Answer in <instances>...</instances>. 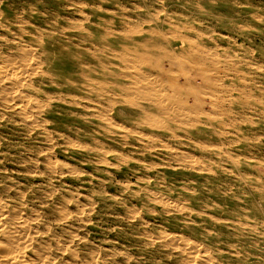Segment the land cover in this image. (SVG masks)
I'll list each match as a JSON object with an SVG mask.
<instances>
[{"label":"rangeland","instance_id":"obj_1","mask_svg":"<svg viewBox=\"0 0 264 264\" xmlns=\"http://www.w3.org/2000/svg\"><path fill=\"white\" fill-rule=\"evenodd\" d=\"M0 48V261L264 264V0H0ZM107 48L197 63L202 113L140 123Z\"/></svg>","mask_w":264,"mask_h":264},{"label":"bare ground","instance_id":"obj_2","mask_svg":"<svg viewBox=\"0 0 264 264\" xmlns=\"http://www.w3.org/2000/svg\"><path fill=\"white\" fill-rule=\"evenodd\" d=\"M45 1V0H44ZM93 1V0H92ZM241 2V1H240ZM79 3V2H78ZM78 7V6H77ZM8 8V7H7ZM98 8V7H97ZM157 13V12H156ZM12 14V13H11ZM184 14V13H183ZM217 15V14H216ZM263 16V15H262ZM96 21V20H95ZM155 22V24H157V26L159 27L158 30H151L148 28V30H140V31H134L132 32L133 35L136 36H140V35H146V36H156L159 37L160 39L164 40V41H169V38L171 37L172 39L175 38L174 36L176 35L177 32H173L172 29L164 32V30H162L161 28L164 26H171L172 27V22L170 21V19L166 18V19H161V20H148L146 23H152ZM95 23V22H94ZM256 24V23H255ZM128 26V25H127ZM184 26V25H183ZM121 27V26H120ZM130 27V26H129ZM236 27V26H235ZM130 29V28H129ZM32 30V29H31ZM127 30V29H126ZM184 30V29H182ZM220 30V29H219ZM122 31V30H121ZM120 31V32H121ZM128 31V30H127ZM232 31V30H231ZM252 31V30H251ZM129 32V31H128ZM123 33V32H122ZM85 34V33H84ZM99 34V33H98ZM124 34V33H123ZM122 34V35H123ZM127 34V33H126ZM9 35V34H8ZM129 35V34H128ZM200 36V35H199ZM24 38V37H23ZM178 38V37H177ZM139 39V38H138ZM35 40V39H34ZM55 40V39H54ZM75 40V39H74ZM96 40V39H95ZM123 40V39H122ZM161 40V41H162ZM171 40V39H170ZM49 41V40H48ZM53 41V40H52ZM86 41V39H85ZM98 41V40H97ZM96 41V43H97ZM125 41V40H124ZM144 41V40H143ZM190 41V40H189ZM88 42V41H87ZM45 43V42H44ZM93 43V41H92ZM113 43V42H112ZM131 43V42H130ZM136 43V42H135ZM69 44V43H68ZM159 44V43H158ZM178 44H181V41L179 39H177V41L175 43H169V46L171 48H175L176 45L178 46ZM83 45V44H82ZM86 45V44H85ZM148 45V44H147ZM216 45V44H215ZM214 45V46H215ZM78 46V45H77ZM88 46V45H87ZM168 46V47H169ZM181 46V45H180ZM183 46V45H182ZM19 47V46H18ZM58 47V46H56ZM60 47V46H59ZM122 47V46H121ZM124 47V46H123ZM93 48V47H91ZM197 48V47H196ZM1 49V48H0ZM87 49V48H86ZM96 49V48H94ZM125 49V48H124ZM92 50V49H91ZM90 49L84 50L87 51L86 54L90 57H92L94 60H96L98 62V64H100V66L102 65V61L99 57H97ZM123 50V49H122ZM121 50V51H122ZM133 50V48H132ZM189 50V49H188ZM221 50V49H220ZM83 52V51H82ZM80 52V53H82ZM188 52V51H187ZM209 52V51H208ZM212 52V51H211ZM51 53V52H50ZM134 54V52H132ZM131 53V54H132ZM142 53V52H141ZM157 53V52H156ZM219 53V52H218ZM69 54V53H68ZM202 54V53H201ZM200 54V55H201ZM209 54V53H208ZM156 55V54H155ZM264 55V54H263ZM67 56V55H66ZM105 56L107 57H115L116 59H118L119 61L122 62L123 66L118 67L119 69V73L123 74V75H115V74H111L110 77L113 76V78L115 80H119L118 78H123L125 76L126 77H131V82H129V84H115L113 83L112 87L114 89V87L117 90L118 95H116L115 97L118 99L117 101L119 102V104L124 105V104H128L130 105L131 102L129 103L128 100H130L129 98H127L129 95V93L133 94L134 99L133 100H137V102L135 103V105H133L134 110L138 111V118L137 120L140 121H144L145 125L147 124L150 128H157L159 129V125L157 124V116L158 114H162L165 117H170V116H174V117H180V116H190L192 114H196V113H202V110L200 109V107L198 106V101H194V97L196 96V94L199 93V91L195 88V86L197 85V79L196 81H194L192 79V77L194 76L193 74V70L195 69V66H198L197 63L192 62L191 60H189V58H187L185 55L180 54V53H175L173 51H164L162 56L164 57V59L173 65V67L175 66L176 69L171 68V65H166V67L163 68H158L156 65H154L153 63V58L144 56V57H140V58H129L128 56H131L130 54H120L116 51V53H114L112 51V49L107 48L106 49V54ZM213 56V54H212ZM225 56V55H224ZM191 57V56H190ZM210 57V56H209ZM217 57V56H216ZM227 57V56H226ZM20 58V57H19ZM219 58V57H218ZM8 59V58H7ZM53 59V58H52ZM106 59V58H105ZM223 59V58H221ZM5 60V59H4ZM156 60V59H155ZM158 60V58H157ZM88 61V60H87ZM223 61V60H222ZM225 61V60H224ZM81 62V61H80ZM107 62V61H106ZM160 62V61H159ZM75 63V62H74ZM5 64V63H4ZM108 64V62H107ZM167 64V63H166ZM110 65H114L113 62L110 63ZM142 66L144 67V69L142 70L141 68H139V70H137V66ZM189 67V70L185 69L186 66ZM15 66V65H14ZM71 66V65H70ZM80 66V65H79ZM73 67V66H71ZM90 67V66H89ZM226 67V66H225ZM39 68V67H38ZM74 68V67H73ZM82 68V67H81ZM91 68V67H90ZM98 68V67H97ZM230 68V67H229ZM254 68V67H253ZM77 69V68H76ZM75 69V70H76ZM108 69V68H107ZM111 69V68H110ZM233 69V68H232ZM79 70V69H78ZM77 70V72H78ZM104 70V69H103ZM102 70V71H103ZM9 71V70H8ZM14 71V70H13ZM52 71V70H51ZM61 71V70H60ZM87 71V70H86ZM95 71V70H94ZM99 70H97L98 72ZM130 71L133 73H130ZM7 72V71H6ZM16 72V71H15ZM62 72V71H61ZM198 72V71H197ZM196 72V73H197ZM222 72V71H221ZM224 72V71H223ZM3 72L0 70V81L3 82V80H5L3 77ZM21 73V72H20ZM110 73V72H109ZM125 73V75H124ZM155 74H162L165 76L166 78V84H163L162 81L157 82L155 77ZM11 75H13L12 73H10ZM70 74V73H69ZM193 74V76H192ZM27 75V74H26ZM68 75V73H67ZM76 75V74H75ZM100 75V74H99ZM105 75V74H104ZM108 75V74H106ZM263 75V74H262ZM6 76V75H5ZM158 76V75H157ZM192 76V77H191ZM214 76V75H213ZM54 77V76H53ZM216 77V76H215ZM214 77V78H215ZM79 78V77H78ZM77 78V79H78ZM123 78V79H125ZM218 78V77H216ZM215 78V79H216ZM8 80V78H6ZM68 79V78H67ZM105 79V78H104ZM214 79V80H215ZM219 79V78H218ZM82 80V79H81ZM242 80V79H241ZM10 81V80H8ZM21 81V80H20ZM25 81V80H24ZM74 81V80H73ZM79 81V80H78ZM13 82V81H10ZM17 82H19V80H17ZM16 82V84H17ZM52 82V81H51ZM62 82V81H61ZM64 82V81H63ZM82 82V81H81ZM92 82V81H91ZM121 82V81H120ZM15 83V82H13ZM21 83V82H20ZM65 83V82H64ZM93 83V82H92ZM118 83V82H117ZM221 83V82H220ZM6 84V83H5ZM10 84V83H9ZM19 84V83H18ZM53 84V82L51 83ZM216 84V83H215ZM11 85V84H10ZM101 85V84H100ZM247 85V84H246ZM12 86L11 85V89L12 90ZM17 86V85H16ZM19 86H21L19 84ZM61 86V85H60ZM75 86V85H74ZM73 86V87H74ZM93 86V85H92ZM217 86V85H216ZM52 87V86H51ZM14 88V87H13ZM78 88V86H77ZM4 89V88H3ZM65 89V88H64ZM72 89V88H71ZM86 89V88H85ZM162 89V90H161ZM7 90V89H6ZM106 90V89H105ZM170 90H176L178 91V94H172L175 96L170 95L172 93V91ZM14 91V90H13ZM101 91V90H99ZM219 91V90H218ZM8 94L9 91H6ZM73 92V90H72ZM71 92V93H72ZM79 92V91H78ZM168 92H171L170 94H168ZM257 92V91H256ZM14 93V92H13ZM81 93V92H80ZM95 93V92H94ZM100 93V92H99ZM102 93V92H101ZM115 93V92H114ZM174 93V92H173ZM6 94V95H8ZM96 94V93H95ZM202 94V93H201ZM223 94V93H222ZM12 95V93L10 94V96ZM76 95V94H75ZM204 95V94H203ZM213 95V94H212ZM2 96V95H1ZM93 96V95H92ZM111 96V95H110ZM130 96V95H129ZM172 96V97H171ZM200 96V95H199ZM205 96V95H204ZM208 96V95H207ZM72 97V96H71ZM92 98V97H91ZM131 98V97H130ZM192 98V103L189 104L188 100H190ZM217 98V97H215ZM222 98V97H221ZM97 99V97H96ZM219 99V98H218ZM93 100V99H92ZM243 100V99H242ZM260 100V99H259ZM29 101V100H28ZM62 101V100H61ZM35 102V101H34ZM95 102V101H94ZM88 103V102H87ZM176 103V104H173ZM22 104V103H21ZM118 104V103H117ZM107 105V104H106ZM131 106V105H130ZM235 106V105H234ZM35 107V106H34ZM37 107V105H36ZM82 107V106H81ZM124 107V106H123ZM132 107V106H131ZM210 107V106H209ZM85 109V108H84ZM127 109V108H126ZM260 109V108H259ZM21 110V108L19 109ZM111 110V109H110ZM109 110V111H110ZM133 110V109H132ZM211 110V109H210ZM23 111V110H21ZM108 111V108H107ZM126 111V110H125ZM131 111V110H130ZM158 113H157V112ZM215 111V108L214 110ZM217 111V110H216ZM20 112V111H19ZM18 112V113H19ZM46 112V111H45ZM245 112V111H244ZM260 112V111H259ZM13 113V112H12ZM22 113V112H21ZM207 113V112H206ZM209 113V112H208ZM212 114V113H211ZM237 114V113H236ZM37 115V114H36ZM205 115V114H204ZM210 115V114H209ZM251 115V114H250ZM1 116V115H0ZM5 116V115H4ZM93 117V116H92ZM30 118V117H29ZM28 118V119H29ZM209 118V116H208ZM33 119V118H32ZM79 119V118H78ZM169 119V118H166ZM81 120V119H80ZM161 120V119H160ZM170 121H172L171 119H169ZM120 121V120H119ZM138 121V122H139ZM174 121V120H173ZM124 122V121H123ZM177 122V121H175ZM196 122V121H195ZM38 123V122H37ZM174 123V122H173ZM179 123V122H178ZM186 123V122H185ZM100 124V123H98ZM165 124V122H164ZM198 124V123H197ZM3 125V124H2ZM128 125V124H127ZM134 125V124H133ZM142 125V124H141ZM144 125V124H143ZM201 125V124H200ZM101 126V125H100ZM236 126V125H235ZM246 126V125H245ZM211 127V126H210ZM98 128V127H97ZM102 129V128H101ZM161 129V128H160ZM3 130V129H2ZM99 130V129H98ZM92 132V131H91ZM257 132V131H256ZM48 133V132H47ZM65 133V132H64ZM89 133V132H88ZM131 133V131H130ZM22 134V133H21ZM53 134V133H52ZM94 134V132H93ZM86 135V134H85ZM89 136V135H86ZM92 137V136H91ZM62 138V137H61ZM189 139V138H188ZM92 140V139H91ZM193 140V139H192ZM202 140V139H201ZM128 141V140H127ZM124 142V141H123ZM62 143V142H61ZM77 143V142H76ZM199 143V142H198ZM119 144V143H118ZM125 144V143H124ZM187 144V143H186ZM197 145V144H196ZM202 145V144H201ZM262 145V144H261ZM211 147V144L207 145V147ZM170 147V146H169ZM193 147V146H192ZM206 147V146H204ZM202 147V148H204ZM81 148V147H80ZM189 148V147H188ZM243 148V147H242ZM164 149V148H163ZM173 149V148H172ZM138 150V149H137ZM221 150V149H220ZM158 151V150H157ZM178 151V150H177ZM233 151V150H232ZM136 152V151H135ZM149 152V151H148ZM175 154V153H174ZM177 154V153H176ZM261 154V153H260ZM213 155V154H211ZM19 158V157H18ZM179 158V157H178ZM10 159V158H9ZM14 159V158H13ZM130 159V158H129ZM198 159V158H197ZM227 159V158H226ZM229 159V158H228ZM153 160V159H152ZM177 160V159H175ZM52 162V161H51ZM161 162V161H160ZM150 164V163H149ZM172 164V163H171ZM152 165V164H151ZM242 165V164H241ZM243 166V165H242ZM199 167V165H198ZM234 167V166H233ZM188 168V167H187ZM213 168V167H212ZM23 169V168H22ZM34 169V167H33ZM68 170V169H67ZM210 169H208L209 171ZM46 171V170H45ZM56 171V170H55ZM54 171V173H55ZM58 171V170H57ZM207 171V170H206ZM211 173V172H210ZM8 176V175H7ZM166 177V176H165ZM260 183V182H259ZM126 184V183H125ZM48 185V184H47ZM217 186V185H216ZM49 187V186H48ZM202 188V187H201ZM71 189V188H70ZM16 190V189H15ZM217 190V189H216ZM215 190V192H216ZM220 190V189H219ZM47 191V190H46ZM212 191V190H211ZM77 192V191H76ZM226 192V191H225ZM222 193V192H221ZM50 194V193H49ZM236 194V193H235ZM192 198V197H191ZM58 199V198H57ZM163 199V198H162ZM201 199V198H199ZM46 201V200H45ZM160 201V200H159ZM118 202V201H117ZM25 203V202H24ZM170 204V203H169ZM202 204V203H201ZM23 205V204H22ZM185 206V205H184ZM12 207V205H11ZM165 207V206H163ZM238 209V208H237ZM36 210V209H35ZM110 210V209H109ZM113 211V210H112ZM120 211V210H119ZM199 211V210H198ZM16 212V211H15ZM11 213V212H10ZM103 213V212H102ZM230 213V212H229ZM228 213V214H229ZM197 214V213H196ZM2 215V214H1ZM28 215V214H27ZM50 215V214H49ZM62 215V214H61ZM75 215V214H74ZM198 215V214H197ZM7 217V216H6ZM9 217V216H8ZM20 217V216H19ZM13 218V217H12ZM27 218V217H25ZM32 218V217H31ZM202 218V217H201ZM209 218V217H208ZM212 218V217H211ZM16 219V218H15ZM60 220V219H59ZM16 221V220H15ZM61 221V220H60ZM17 222V221H16ZM25 223V222H24ZM234 223V222H233ZM148 226V225H147ZM216 226V225H215ZM4 227V226H3ZM33 227V226H32ZM192 227V226H191ZM40 228V227H39ZM68 228V227H67ZM78 228V227H77ZM35 229V228H34ZM129 229V228H128ZM80 231V230H79ZM83 231V230H82ZM164 231V230H163ZM12 234V233H11ZM34 234V233H33ZM14 235V234H13ZM20 235V234H19ZM64 235V234H63ZM7 236V233H6ZM141 236V235H140ZM182 236V235H181ZM200 236V235H199ZM221 236V235H220ZM34 238V237H33ZM206 238V237H205ZM17 239V238H16ZM90 239V238H89ZM117 239V238H116ZM184 239V238H182ZM187 239V238H186ZM24 240V238H23ZM63 240V239H62ZM226 240V239H225ZM2 241V240H1ZM125 241V240H124ZM159 241V240H158ZM167 241V240H166ZM27 242V240H26ZM191 242V241H190ZM232 242V241H231ZM7 243V241L5 242ZM12 243H14V240L10 241V244H7L8 246H10ZM16 243V242H15ZM4 244V242H3ZM69 244V243H68ZM82 244V242H81ZM14 245V244H13ZM34 245V244H33ZM67 245V244H66ZM256 245V244H255ZM26 246V245H25ZM4 248L6 246H3ZM12 248V246H10ZM14 247V246H13ZM104 247V246H103ZM241 247V246H240ZM166 248V247H165ZM14 249V248H13ZM47 249V248H46ZM6 250V249H5ZM4 250V251H5ZM12 250V249H11ZM61 250V249H60ZM178 250V249H177ZM3 251V252H4ZM7 251H9L7 249ZM21 251V250H20ZM77 251V250H76ZM182 251V250H181ZM6 252V251H5ZM16 252V250L13 252V254ZM102 252V251H101ZM9 253H12V251H10ZM8 252H6V255L9 254ZM32 253V252H31ZM187 253V252H186ZM197 253V251H196ZM208 253V252H207ZM5 255V257H7ZM60 255V254H59ZM198 255V254H197ZM206 255V254H205ZM121 256V255H120ZM138 256V255H137ZM180 256V255H179ZM208 256V255H207ZM22 256L20 254H16V255H8V258H1L0 264H22ZM80 257V256H79ZM122 257V256H121ZM209 257V256H208ZM25 258V257H24ZM23 258V259H24ZM199 258V257H198ZM21 259V260H20ZM75 259V258H74ZM182 259V258H181ZM167 260V259H166ZM179 260V259H178ZM74 261V260H73ZM187 261V260H186ZM231 261V260H230ZM47 262V261H46ZM193 262V261H192ZM63 263V262H62ZM203 263V262H202ZM209 263V262H208ZM35 264V263H34ZM204 264V263H203Z\"/></svg>","mask_w":264,"mask_h":264}]
</instances>
